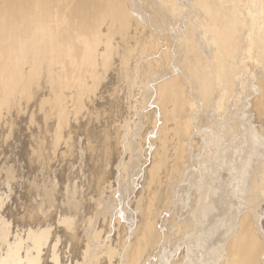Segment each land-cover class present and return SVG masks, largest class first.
I'll list each match as a JSON object with an SVG mask.
<instances>
[{
  "label": "rangeland",
  "instance_id": "374dc122",
  "mask_svg": "<svg viewBox=\"0 0 264 264\" xmlns=\"http://www.w3.org/2000/svg\"><path fill=\"white\" fill-rule=\"evenodd\" d=\"M112 1L0 0V264L13 245L18 264L34 255L38 264H197L201 254L184 261L173 241L192 215L207 153L201 135L219 129L221 146L239 149L242 111L251 119L239 149L249 173L231 214L264 222V49L255 62L245 48L233 74L211 80L212 109L183 66L205 57L196 50V0ZM189 136L193 146L175 164ZM35 235L47 236L36 251Z\"/></svg>",
  "mask_w": 264,
  "mask_h": 264
},
{
  "label": "bare ground",
  "instance_id": "6f19581e",
  "mask_svg": "<svg viewBox=\"0 0 264 264\" xmlns=\"http://www.w3.org/2000/svg\"><path fill=\"white\" fill-rule=\"evenodd\" d=\"M101 1H104V0H101ZM108 1L111 3L113 2L112 0H108ZM180 1L178 2V0H177L175 2H178V4H180ZM184 1L185 0H183V2ZM152 2H153V0H152ZM155 2L158 5L157 0ZM183 2L181 1L182 4H183ZM95 3H96V1H95ZM184 3H186V2H184ZM192 4L195 7L194 9H196V11H197V12H195L197 15L194 14L196 16V18H195V20H193V22L195 21L196 23L195 22L194 23L198 25L196 28L198 30L194 29V26H195V25L193 26L194 23L189 24V25H191L190 28L188 27L190 30L187 31L185 29L187 27V24H188L187 21L189 20V17H191L190 15H189L187 20L184 17V19L187 22V23L185 22L186 25H185L184 29L187 32H190L193 29L199 32V34H198L199 38H200L199 40L202 42V44L200 42V45L198 47H197V45L199 42L196 43L197 45H195V44H193V45L197 47V49H196L197 51H198V48L201 46V48L203 50L202 52L204 54L200 55V56H203V57L205 56L204 58H202L205 61L200 59L201 57L199 56L200 57L198 59L199 61H196V63L193 64L192 62H194V61H192V60H191L192 62L191 61L185 62L187 60V58L189 60V57H187L186 60L185 59L183 60L184 63H186V65L189 63L187 65L186 69H185V65H183L181 62H180L181 63L180 65L184 66V71L187 70V72L186 71L185 72L188 74H187V76H185V78L188 77L190 82L192 81L191 84L194 83L196 85L197 89L199 90V98L201 97L204 100L209 99V101H211V99L215 96V91H216V87H217V86L214 87L213 85H211V80H212V83L215 82L217 85L218 84V77H222L223 75H226L232 69L233 70L229 73V75L233 74L234 71L238 68L237 63H236V65L234 63H235L236 59L238 61V58H239L238 54L239 53H241V52L243 53L244 49L246 48L247 51H245V52L247 53L249 58H250V56H251L250 59H252V57H253V59L256 57V59H254V60H255V62L258 61L257 58L259 57L260 52H262V50L264 49V0H196V2L195 3L193 2ZM155 5H153L154 9L158 7V6L155 7ZM160 5H162V4H160ZM176 5H177V3H176ZM180 5H179V7L176 6L177 9L181 8L182 5L181 6ZM133 8L135 9V7H133ZM184 8H186V7H184ZM164 9H167L169 11L168 6H167V8L163 7L162 10L165 11ZM177 9L175 8L176 11H177ZM183 10H182V12H184ZM137 13H138V11H137ZM137 13H135V14H137ZM154 13H156L155 10H154ZM160 13H163V12H160ZM180 13H181V11H180ZM132 14H133V12H132ZM168 14H170V12ZM154 15L155 14H153V16ZM183 16H184V14H183ZM139 17L141 18V16H139ZM155 17L156 16H154V18L152 17L153 21H154ZM143 18H144V16H143ZM157 20H158V18H157ZM190 20H192V19H190ZM190 20H189V22H191ZM150 21H151V19H150ZM192 26H193V28H192ZM182 31H184L183 28H182ZM182 31H181V34L184 33ZM191 32H193V31H191ZM179 34H177V35H179ZM188 34H186L187 37L191 36ZM182 35H181L180 39L183 37ZM186 35H184L185 39H186ZM187 40H190L188 42L193 43V42H191L192 39H190L189 37ZM197 40H198V37L194 41H197ZM178 41H179V39H178ZM182 41H183V39H182ZM182 41H180V43H183ZM194 46H191V47H194ZM181 47H180V49H181ZM189 47H190V45H189ZM191 47H190V49H191ZM186 49L185 48L183 49L184 55H188V56L190 54L194 55V53L191 52L190 49H188L186 51L189 53L191 52L190 54L185 53ZM192 50L195 51V49H192ZM209 51H212V56L215 57V59L213 57V60H214V63L212 62L213 64H210L211 61H213V60H212V56L209 55L211 53H209V54L207 53ZM168 52H169V50H168ZM202 52H201V54H202ZM244 53H243V55H246V53L245 54ZM193 55H192V58H193ZM243 55H242V57H245ZM196 56L198 57V53H195L194 58ZM248 56H246L247 59H248ZM246 57H245V59H246ZM209 59H211V60H209ZM208 60L210 61V63ZM254 60L253 61L249 60L248 63L253 62V64H254L255 63ZM243 61H245V60H243ZM240 62H242V61H240ZM245 62H247V61H245ZM243 63L244 62L239 63V64H243ZM242 66L239 65V67H242ZM256 66H258V65H256ZM242 68H244V66ZM258 69H260V67ZM182 71H183V67H182ZM180 72H181V70H180ZM185 72H183V74ZM181 74H182V72H181ZM182 76H184V75H182ZM182 78H184V77H181V79ZM184 81H188V80L185 79ZM188 83H189V81H188ZM193 89H195V88H193ZM195 92H196V90H195ZM195 92H193V93H195ZM242 100L244 102V99H242ZM247 100H249V99H247ZM203 103H204V101H203ZM213 103H214V100H213L212 104ZM241 103L242 102H240V104ZM210 104H211V102H210ZM242 104H244V105H242L243 107L247 106V102H244ZM256 104H257V102H256ZM260 104H262V103H260ZM262 105H261V107H262ZM210 106L211 105H209V107ZM212 106L213 107H210L212 109L214 107H216V105L214 106V104ZM261 107H260V109H261ZM204 108H206V107H204ZM247 108L248 107H246V109ZM262 111H264V110L262 109ZM229 112H230V109H229ZM242 113L243 114H241L242 118L240 119L241 124H240V128H239L240 131L238 134L234 133L236 135H239V136H237L238 137L237 142H238V144H240L239 149H241L242 147H244L246 145V142H247L246 134H248L246 124L251 120L250 119L247 122L245 120V118L247 117L246 111L245 112L242 111ZM228 116H230V114ZM251 124H253V123H250V126H251ZM262 124H264V123H262ZM252 127H254V125H252ZM209 129H210V127H209ZM222 129H223V127H222ZM215 130H217V129L215 128ZM215 130L213 129V132H210L209 130H208L209 132L205 131L201 135V140H203L205 142L204 146L207 147V149H206L207 153L202 154V160L200 162L201 173L197 179L199 182L197 184H195L191 189V190H193L194 200H193L192 207H191L190 213H192V215H191V218L189 219V221H190L189 224H188V222H186V223L184 222L185 223L184 225H183V223L180 225V223L176 219V217H170V220H169L170 223L173 224L177 220L176 223L177 224L179 223V225H180L178 230H177V236H176L175 240L173 241V246L175 247V250L178 251L179 247L183 244L184 245L183 255L185 257L184 261L186 260L187 262H190V263H192V260L193 261L195 260V259H192V260L189 259L190 252L191 251L194 252V250H195L197 253L201 254L200 257L196 258L197 264L200 261L204 260V257H205V259H209V260H206L205 263L200 262L199 264H207V262L210 263V261H211V264H221L222 262H223L222 264H260V260L264 261L261 258V255L264 254V251L262 250L263 244H264V222L261 219H259V217H258L261 215H258L256 213L254 214L253 212L252 213L247 212L248 215L242 216L240 219H238L236 221L235 218H232V214H231L233 207L235 208L236 205L239 204V200H238V199H240L239 194L243 193L244 192L243 190L246 188L245 187L246 179H245L244 175L245 174L248 175V173H249L247 165L250 162V159H249L250 156L248 157L246 155L247 154L246 151L245 152L239 151V149H236V148L231 149L230 147L232 145L228 146V147H225V145H224L223 147H225V148H223L221 146V143L223 141V137H222L223 134H220L221 131H219V129H218V131H216V133L214 132ZM223 130L226 131L225 128ZM252 130H254V129H252ZM256 130H259V129H256ZM256 130L254 131L255 133H256ZM262 130H264V129H262ZM152 131H153V129H152ZM225 134H227V133H225ZM227 135H229V133ZM225 136L226 135H224V137ZM237 137H234L233 139L236 140ZM186 138H188V137H186ZM183 139H185V138H183ZM193 143H194V141L190 137V139L188 138V139L184 140V143L182 144L183 146L181 148H179V149L175 148V150H174V156L176 158L175 164L179 161V158L183 155L184 149L192 148ZM259 146L263 149L262 145H259ZM260 147H259V149H260ZM235 153H238V157L233 159ZM229 154H231V156ZM253 157H255V156H253ZM173 185H174V183H173ZM190 198H192V197H190ZM262 199L263 198H261L260 200L262 201ZM191 202H192V200H191ZM243 203H244V201H243ZM259 205H261V203H259ZM262 205H264V203ZM175 209H177V208H175ZM257 211H260V210H257ZM213 216H216L215 219H218L219 222H214L215 219L213 218ZM0 217H1V215H0ZM181 217H182V215H181ZM188 225L190 226V230L188 232H186L188 229ZM220 225H222V226H220ZM125 228H127V227H125ZM188 233L191 235L188 236ZM29 236H31V234ZM32 237L33 236H31L30 238H32ZM186 237H187V239H186ZM44 238L47 239V236L46 237L44 236L41 238L39 235H35L34 239L32 241L30 240V242L32 244H35V248H34L35 251H36V248H38V246L40 245V243L44 242ZM13 247L14 248H12L11 251L8 250V252L4 255L3 264H10L11 259L13 260V264L19 263V258H18V255H20L19 254V252H20L19 245H13ZM37 252H38V250H37ZM175 253H176V251H175ZM112 255L114 256V254H112ZM34 256L29 257L27 255L26 258L27 257H29V258L26 260V264H38L39 263V255L38 256L34 255ZM220 257L224 258L223 259L224 261H222L221 263H219ZM110 258H112V257H110ZM172 258H173V256H172ZM174 258H175V256H174ZM193 263H196V262H193Z\"/></svg>",
  "mask_w": 264,
  "mask_h": 264
}]
</instances>
